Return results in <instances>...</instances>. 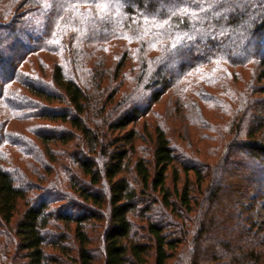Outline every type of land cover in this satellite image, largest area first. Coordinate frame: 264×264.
I'll use <instances>...</instances> for the list:
<instances>
[{
    "label": "trees",
    "instance_id": "trees-1",
    "mask_svg": "<svg viewBox=\"0 0 264 264\" xmlns=\"http://www.w3.org/2000/svg\"><path fill=\"white\" fill-rule=\"evenodd\" d=\"M262 201L264 0H0V264H264Z\"/></svg>",
    "mask_w": 264,
    "mask_h": 264
},
{
    "label": "rangeland",
    "instance_id": "rangeland-1",
    "mask_svg": "<svg viewBox=\"0 0 264 264\" xmlns=\"http://www.w3.org/2000/svg\"><path fill=\"white\" fill-rule=\"evenodd\" d=\"M132 25L137 26V23L133 22ZM255 221L257 222L258 226L262 228V234L264 236V201L261 202V204L258 206L256 210Z\"/></svg>",
    "mask_w": 264,
    "mask_h": 264
}]
</instances>
